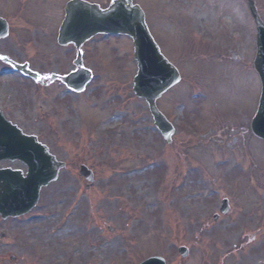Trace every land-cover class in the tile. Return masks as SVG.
<instances>
[{"label": "rangeland", "instance_id": "obj_1", "mask_svg": "<svg viewBox=\"0 0 264 264\" xmlns=\"http://www.w3.org/2000/svg\"><path fill=\"white\" fill-rule=\"evenodd\" d=\"M67 1L0 0L10 26L0 57L44 77L73 72L75 50L55 42ZM85 1L106 8L111 0ZM132 1L181 76L157 101L174 127L171 144L132 94L130 39L96 37L84 45L92 82L80 94L56 81L35 92L36 84L5 74L10 67L0 62V111L67 166L30 214L0 219L8 234L0 264H10V255L16 264H139L151 257L264 264V142L249 129L260 85L246 2ZM253 1L264 22V0ZM81 164L93 171L95 188L78 176ZM0 166L25 171L17 162ZM222 200L226 215H219Z\"/></svg>", "mask_w": 264, "mask_h": 264}, {"label": "water", "instance_id": "obj_2", "mask_svg": "<svg viewBox=\"0 0 264 264\" xmlns=\"http://www.w3.org/2000/svg\"><path fill=\"white\" fill-rule=\"evenodd\" d=\"M248 9L257 31L254 70L261 84L260 100L250 123V131L256 138L264 141V24L250 0ZM7 35V24L0 19V39L6 38ZM97 35H121L132 40L133 57L137 63L133 93L137 98L145 100L156 128L170 143L174 130L158 111L156 101L179 83L180 77L177 70L162 57L152 40L145 25L143 12L138 6H133L131 0L112 1L105 10L81 0L69 2L65 8L58 44L74 45L79 50L84 43ZM75 66L78 70L63 81L68 87L81 91L90 80V73L82 69L80 53ZM22 71L34 79L37 78L26 70ZM1 160L19 161L27 167L25 178L18 171H0V215L3 219L29 212L36 205L40 190L55 181L59 171L64 168V165L56 162L34 137L23 135L0 113ZM81 175L91 179L84 168L81 169ZM227 211V202L224 201L220 212L226 214ZM179 254L185 258L187 250L181 248ZM142 264L165 263L160 258H153Z\"/></svg>", "mask_w": 264, "mask_h": 264}, {"label": "flooded vegetation", "instance_id": "obj_3", "mask_svg": "<svg viewBox=\"0 0 264 264\" xmlns=\"http://www.w3.org/2000/svg\"><path fill=\"white\" fill-rule=\"evenodd\" d=\"M68 73H66L65 75L63 74V73H59L58 72V74H56V76H58V77H64V76H66ZM57 84H59V85H63L61 82H56ZM48 84V79L47 80H44L43 81V83L41 84V85H38L37 86V88H34V91L36 92L37 91V89L39 88V89H41L40 87H44V85H47ZM52 86H50V88H51ZM46 88V87H45ZM47 89H49V88H47ZM39 92V91H38ZM2 164V163H1ZM68 165V164H67ZM82 165V164H81ZM0 168H2V169H4L5 167H1L0 166ZM66 169H67V166H66ZM93 172V171H92ZM95 178V177H94ZM97 181V180H96ZM96 185V184H95ZM95 185H93V186H89V185H87L86 184V186L87 187H89L90 189H93V188H95ZM13 264H16V261L13 263Z\"/></svg>", "mask_w": 264, "mask_h": 264}]
</instances>
